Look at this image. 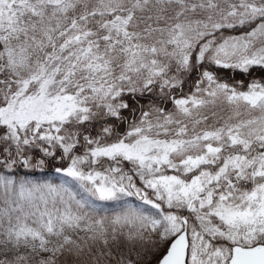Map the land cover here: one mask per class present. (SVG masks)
Masks as SVG:
<instances>
[{
    "label": "snow or ice",
    "instance_id": "1",
    "mask_svg": "<svg viewBox=\"0 0 264 264\" xmlns=\"http://www.w3.org/2000/svg\"><path fill=\"white\" fill-rule=\"evenodd\" d=\"M0 264H264V0H0Z\"/></svg>",
    "mask_w": 264,
    "mask_h": 264
}]
</instances>
